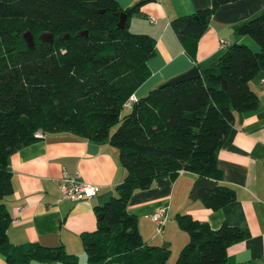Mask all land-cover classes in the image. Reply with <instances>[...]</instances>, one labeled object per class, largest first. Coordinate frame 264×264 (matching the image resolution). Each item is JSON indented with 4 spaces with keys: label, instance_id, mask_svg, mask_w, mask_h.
Returning a JSON list of instances; mask_svg holds the SVG:
<instances>
[{
    "label": "trees",
    "instance_id": "1",
    "mask_svg": "<svg viewBox=\"0 0 264 264\" xmlns=\"http://www.w3.org/2000/svg\"><path fill=\"white\" fill-rule=\"evenodd\" d=\"M235 1L212 0L211 8L171 22L193 62L213 13ZM139 7L121 9L115 0H0V254L8 264L79 263L63 246L9 241L10 158L46 134L108 143L127 171L117 195L95 207L96 231L82 236L87 264L168 263L170 249L147 245L138 218L128 212L133 194L159 178L187 172L213 182L215 189L200 196L206 209L234 200V191L220 184L218 152L234 114L257 108L249 82L264 75V13L236 28L257 43L258 53L234 43L201 77L155 88L123 115L125 102L151 76L148 62L156 52L155 39L130 30ZM122 13L129 19L123 28ZM44 34L54 35L53 44L40 39ZM176 220L190 240L175 264H228L227 249L244 238L227 224L213 230L190 215Z\"/></svg>",
    "mask_w": 264,
    "mask_h": 264
},
{
    "label": "crops",
    "instance_id": "2",
    "mask_svg": "<svg viewBox=\"0 0 264 264\" xmlns=\"http://www.w3.org/2000/svg\"><path fill=\"white\" fill-rule=\"evenodd\" d=\"M115 1L121 9L140 6L128 19L130 30L156 41L155 56L148 62L151 76L135 93L138 99L194 68L201 73L210 68L226 51L220 48V40L228 46L244 44L255 53L260 50L252 38L237 34L236 28L263 14L264 0H236L220 6L199 43L196 62L185 53L171 22L211 8L212 0ZM249 87L258 97L257 108L234 114L230 134L218 152L220 184L234 191L232 202L218 210L206 209L200 197H191L199 177L187 172L176 180L159 178L149 189L137 190L130 200L128 212L138 218L143 241L170 249L167 264H175L190 240L177 223L178 215H190L213 230L223 224L239 228L244 238L227 249L228 264H264V75L252 79ZM9 168L13 191L4 199L12 221L9 241L14 245L63 246L68 254L78 255V264H87L82 236L97 229L95 207L116 196V187L127 176L119 151L108 143L72 134H46L42 141L13 154ZM63 170L80 173L84 182L99 186L100 193L90 201L61 200ZM161 210L168 211V221L159 231L153 217ZM0 264H8L1 254Z\"/></svg>",
    "mask_w": 264,
    "mask_h": 264
},
{
    "label": "built area",
    "instance_id": "3",
    "mask_svg": "<svg viewBox=\"0 0 264 264\" xmlns=\"http://www.w3.org/2000/svg\"><path fill=\"white\" fill-rule=\"evenodd\" d=\"M154 21V19H152ZM220 48H227L228 42L225 40L219 41ZM139 99L135 94L131 95L125 102V109H132L137 104ZM183 172H181L182 174ZM61 200H68L72 202L78 201H90L94 199L100 193V187L88 184L82 180L80 173H71L67 170H63L62 177L59 184ZM154 222L158 226V230L161 231L162 227L168 221V211L161 210L153 217ZM15 222H18L15 220Z\"/></svg>",
    "mask_w": 264,
    "mask_h": 264
},
{
    "label": "water",
    "instance_id": "4",
    "mask_svg": "<svg viewBox=\"0 0 264 264\" xmlns=\"http://www.w3.org/2000/svg\"><path fill=\"white\" fill-rule=\"evenodd\" d=\"M128 20V17L125 13H122L120 15V27H124L126 22ZM85 34H88L87 32H85ZM25 40L28 44V46L30 48H33L35 46V42H34V37L33 35L28 32L25 34ZM40 39L44 42H48L50 44H53L54 42V35L53 34H44L40 37ZM201 77V72L198 68H194L193 70H191L190 72L183 74L179 77H176L172 80H170L169 82H167L166 84L162 85L161 87H166V86H172V85H176L179 84L181 82L187 81V80H191V79H195V78H199ZM220 78V77H219ZM221 83H222V88L225 89V83L224 81L220 78ZM215 189V185L213 182L209 181L208 179L205 178H201L198 179V181H196L195 186L193 188L192 191V199H198L200 197V193L203 190H208V191H213ZM164 249H166V246L163 247Z\"/></svg>",
    "mask_w": 264,
    "mask_h": 264
},
{
    "label": "rangeland",
    "instance_id": "5",
    "mask_svg": "<svg viewBox=\"0 0 264 264\" xmlns=\"http://www.w3.org/2000/svg\"><path fill=\"white\" fill-rule=\"evenodd\" d=\"M167 83V82H166ZM162 86V85H161ZM160 86V87H161ZM160 87H158V88H160ZM131 112V110L130 109H125L124 111H123V115H127V114H129ZM116 130V129H115ZM76 255V254H75ZM78 256V255H77ZM169 264H172L171 263V261L169 262Z\"/></svg>",
    "mask_w": 264,
    "mask_h": 264
}]
</instances>
